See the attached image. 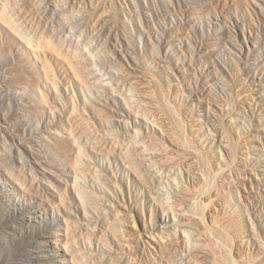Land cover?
<instances>
[{
    "label": "rangeland",
    "instance_id": "374dc122",
    "mask_svg": "<svg viewBox=\"0 0 264 264\" xmlns=\"http://www.w3.org/2000/svg\"><path fill=\"white\" fill-rule=\"evenodd\" d=\"M214 250L264 264V0H0V264Z\"/></svg>",
    "mask_w": 264,
    "mask_h": 264
},
{
    "label": "bare ground",
    "instance_id": "6f19581e",
    "mask_svg": "<svg viewBox=\"0 0 264 264\" xmlns=\"http://www.w3.org/2000/svg\"><path fill=\"white\" fill-rule=\"evenodd\" d=\"M219 136V135H218ZM218 141L220 142V139H218ZM3 160V159H2ZM10 160V159H9ZM9 162V161H8ZM5 163V162H3ZM9 165V164H7ZM12 166V165H11ZM17 168V167H16ZM25 168V167H24ZM27 171V169H25ZM24 171V170H23ZM27 187L31 190V184L29 183L27 185ZM159 230V227L158 226H154L152 229H147L145 232L147 233L148 236H154L155 235V232ZM150 231H153V232H150ZM155 240H156V236L154 237ZM158 240V239H157ZM18 249L14 248V253L17 252ZM215 251V250H214ZM213 255V254H212ZM214 257V255H213ZM214 261L216 264H233L232 263V260L229 258V257H226L221 255L219 252L215 251V257H214ZM8 263V262H7Z\"/></svg>",
    "mask_w": 264,
    "mask_h": 264
}]
</instances>
